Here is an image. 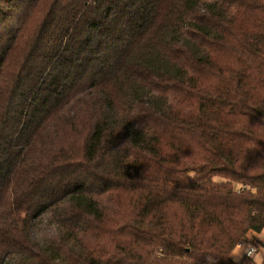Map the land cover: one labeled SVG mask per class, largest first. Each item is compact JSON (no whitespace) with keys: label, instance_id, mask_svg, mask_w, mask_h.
Returning a JSON list of instances; mask_svg holds the SVG:
<instances>
[{"label":"trees","instance_id":"obj_1","mask_svg":"<svg viewBox=\"0 0 264 264\" xmlns=\"http://www.w3.org/2000/svg\"><path fill=\"white\" fill-rule=\"evenodd\" d=\"M263 229L264 0H0V264H256Z\"/></svg>","mask_w":264,"mask_h":264},{"label":"rangeland","instance_id":"obj_2","mask_svg":"<svg viewBox=\"0 0 264 264\" xmlns=\"http://www.w3.org/2000/svg\"><path fill=\"white\" fill-rule=\"evenodd\" d=\"M247 238L248 241H242L237 249L234 250L232 259L236 262L240 261L244 255L248 254L251 248H254L255 251L250 258L256 264H261L264 256V229L259 234H249Z\"/></svg>","mask_w":264,"mask_h":264},{"label":"built area","instance_id":"obj_3","mask_svg":"<svg viewBox=\"0 0 264 264\" xmlns=\"http://www.w3.org/2000/svg\"><path fill=\"white\" fill-rule=\"evenodd\" d=\"M255 249L251 248L250 251L248 252L247 256L251 257L252 254L254 253Z\"/></svg>","mask_w":264,"mask_h":264}]
</instances>
